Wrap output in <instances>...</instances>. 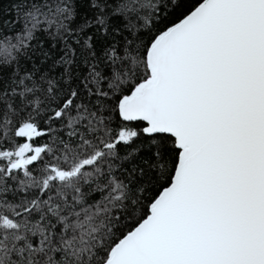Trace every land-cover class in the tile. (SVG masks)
<instances>
[{
    "label": "snow or ice",
    "instance_id": "1",
    "mask_svg": "<svg viewBox=\"0 0 264 264\" xmlns=\"http://www.w3.org/2000/svg\"><path fill=\"white\" fill-rule=\"evenodd\" d=\"M0 264H264V0H0Z\"/></svg>",
    "mask_w": 264,
    "mask_h": 264
},
{
    "label": "trees",
    "instance_id": "2",
    "mask_svg": "<svg viewBox=\"0 0 264 264\" xmlns=\"http://www.w3.org/2000/svg\"><path fill=\"white\" fill-rule=\"evenodd\" d=\"M5 7H7L8 5H7V3H5V5H4Z\"/></svg>",
    "mask_w": 264,
    "mask_h": 264
}]
</instances>
